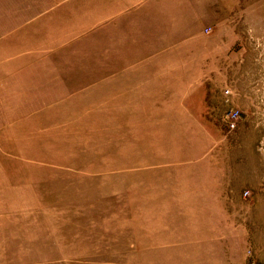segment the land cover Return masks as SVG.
Returning a JSON list of instances; mask_svg holds the SVG:
<instances>
[{"label": "rangeland", "instance_id": "1", "mask_svg": "<svg viewBox=\"0 0 264 264\" xmlns=\"http://www.w3.org/2000/svg\"><path fill=\"white\" fill-rule=\"evenodd\" d=\"M121 1L0 0V264H264V0Z\"/></svg>", "mask_w": 264, "mask_h": 264}, {"label": "crops", "instance_id": "2", "mask_svg": "<svg viewBox=\"0 0 264 264\" xmlns=\"http://www.w3.org/2000/svg\"><path fill=\"white\" fill-rule=\"evenodd\" d=\"M168 3L169 0H122L119 3H114L108 6L110 8L108 11L111 12L110 16L104 18V20L110 21H131L133 16L144 14L147 18H150L153 14L160 15L159 12L164 11V5ZM139 7L137 8V5ZM173 4V3H172ZM135 7L132 12H126L125 8L128 6ZM120 12L118 11V8ZM169 8V7H168ZM172 39L174 37H172ZM152 37V35H151ZM155 37H157L155 35ZM167 38L170 36H166ZM141 49H134V51H140ZM120 51H124L121 49ZM194 100V99H193ZM192 100V101H193ZM177 111V112H176ZM207 110L205 108V100L203 98V108H186V109H169L167 114H159V116H171V117H189L190 119H184L183 121H172L173 124H168V128H163L159 133H156V127L151 130L152 136L149 140L152 144H222L223 140L219 137L222 135H214L215 129L204 120ZM202 180V179H201ZM207 180H211L203 175V182L206 183ZM214 180H212L213 182ZM211 182L210 186L213 187ZM219 191V192H218ZM203 195H210L212 197H222L223 190L217 189L216 187L206 189L203 185ZM206 258V257H205ZM204 258V259H205ZM206 260V259H205Z\"/></svg>", "mask_w": 264, "mask_h": 264}, {"label": "built area", "instance_id": "3", "mask_svg": "<svg viewBox=\"0 0 264 264\" xmlns=\"http://www.w3.org/2000/svg\"><path fill=\"white\" fill-rule=\"evenodd\" d=\"M229 117H230V126H234V120H235V118L237 117L236 115H237V111L236 110H234V111H230L229 112ZM236 116V117H235ZM235 117V118H234Z\"/></svg>", "mask_w": 264, "mask_h": 264}]
</instances>
